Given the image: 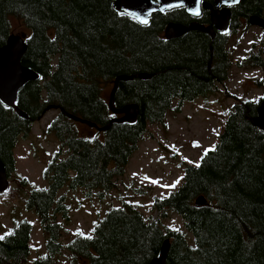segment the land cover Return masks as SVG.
Listing matches in <instances>:
<instances>
[{
    "label": "trees",
    "instance_id": "trees-1",
    "mask_svg": "<svg viewBox=\"0 0 264 264\" xmlns=\"http://www.w3.org/2000/svg\"><path fill=\"white\" fill-rule=\"evenodd\" d=\"M113 2L0 0V44L14 33L11 17L20 19L31 29L22 62L41 75L18 93L16 104L27 118L0 101V160L10 178L17 172L19 138L30 134L49 107L59 111L49 127L60 148L44 171L48 186L30 190L25 199L47 238L46 253L31 264H57L62 257L65 264H148L166 240L167 264H264V131L254 124L264 97H236L215 151L202 156L199 166L186 165L169 196L154 197L157 220L124 201L95 221L90 239L76 231L63 241L68 229L57 217L68 221L71 207L61 190L82 188L88 195H103L113 189L150 125L163 123L169 111L229 79L232 37L251 26V16L264 17V0H241L232 7L229 29L216 37L202 32L193 40L167 39L166 25L184 22L185 7L156 13L145 25L118 13ZM238 65L264 68V51L252 50ZM141 73L152 76L140 78ZM120 75L134 77L119 83L115 107L139 105L135 124L112 122L120 115L111 110L105 86ZM69 114L107 129L85 124L89 133H81L84 123ZM200 196L206 205L196 204ZM170 214L182 217L183 229L162 222ZM10 233L0 240V264L27 263L31 222L16 220Z\"/></svg>",
    "mask_w": 264,
    "mask_h": 264
},
{
    "label": "rangeland",
    "instance_id": "rangeland-1",
    "mask_svg": "<svg viewBox=\"0 0 264 264\" xmlns=\"http://www.w3.org/2000/svg\"><path fill=\"white\" fill-rule=\"evenodd\" d=\"M10 21L15 34L25 38L31 34V29L20 19L11 17ZM229 47L232 53L229 79L219 83L213 92L187 101L180 109H172L163 123L150 125L149 134L139 143L125 175L118 178L113 189L103 195H99L98 191L88 195L82 188L70 190L65 187L61 190L71 207L68 221L63 215L57 217L68 229L64 242H68L76 231L92 234L95 221L124 201L141 210L146 218L157 220L159 213L152 208L154 197L169 196L180 185L185 166L199 165L205 150L213 145L216 147L236 97L258 101L264 97V83L258 84L256 81L264 80V68H243L238 65L252 50L264 51V29L249 26L246 30H239L232 37ZM112 88V83L105 86L107 99ZM177 105L175 102L173 108ZM58 113L57 109L49 110L34 123L27 137L19 138L15 148L17 172L10 178L9 190L0 194V236L10 233L16 220L26 218L32 224V254L25 264H31L33 259L46 253V235L37 215L27 208L25 199L30 190L48 186L44 171L53 153L60 148L57 135L49 127ZM87 129L85 124L80 126L81 133H89ZM24 179H27L26 183L22 182ZM177 180L179 183L175 188L164 187ZM162 222L173 228H184L182 217L177 214L162 217ZM65 263V257L57 262Z\"/></svg>",
    "mask_w": 264,
    "mask_h": 264
},
{
    "label": "water",
    "instance_id": "water-1",
    "mask_svg": "<svg viewBox=\"0 0 264 264\" xmlns=\"http://www.w3.org/2000/svg\"><path fill=\"white\" fill-rule=\"evenodd\" d=\"M241 0H214V4L203 0H114L113 8L120 14L127 15L138 22L135 18L139 14L150 21V17L156 13H164L174 8L185 7L188 14L198 16L201 14L202 7L211 9L212 23L219 31H225L231 23L232 11L231 6L238 5ZM171 6V7H170ZM163 9V11H161ZM199 14H196V10ZM151 13L150 15H148ZM141 23V22H140ZM142 24V23H141ZM208 26L201 23H192L185 25L182 23L170 22L165 28V36L168 39L183 36L191 30H200L212 36L215 35L214 25ZM250 24L259 26L264 29V17L253 15L250 17ZM27 51V42L25 37L18 34H10L4 45L0 44V101L6 105L14 107L18 114L24 118L28 115L21 110L17 104L18 93L20 89L29 82L39 80L41 75L29 66L23 64L22 60ZM140 78H150L152 74L141 73ZM134 75H120L114 79V85L110 93L109 104L111 110L116 114H123L113 121H127L135 124L140 115V107L137 104H129L123 108L115 107V95L122 81L133 79ZM51 108V107H50ZM67 114V113H64ZM74 120L85 123L99 131H104L107 127H100L97 123L78 118L69 114ZM254 124L264 131V100L261 101L258 116L254 120ZM10 188V179L6 165L0 160V194L5 193ZM208 200L204 196H200L196 200V204L206 205ZM170 250V241L166 240L161 248L159 256L154 258L148 264H167V258Z\"/></svg>",
    "mask_w": 264,
    "mask_h": 264
},
{
    "label": "flooded vegetation",
    "instance_id": "flooded-vegetation-1",
    "mask_svg": "<svg viewBox=\"0 0 264 264\" xmlns=\"http://www.w3.org/2000/svg\"><path fill=\"white\" fill-rule=\"evenodd\" d=\"M203 1L214 4V0H203ZM186 14L188 17L184 22H182L185 25H190L192 23H201V24L208 26L210 24H213L212 19H211V9L210 8L202 7L201 14L198 16L188 14L187 11H186ZM198 18H201V19L198 20ZM202 20H203V22H201ZM213 25L215 28V35L214 36H212L210 34L209 35L212 37H216V35L218 33H220L221 31L216 29L215 24H213ZM202 32L203 31H200V30H191V31L185 33L183 36L173 38V39H180V40L181 39H189V40H192L193 37H195V38L200 37L199 34H201ZM206 34H208V33H206Z\"/></svg>",
    "mask_w": 264,
    "mask_h": 264
},
{
    "label": "snow or ice",
    "instance_id": "snow-or-ice-1",
    "mask_svg": "<svg viewBox=\"0 0 264 264\" xmlns=\"http://www.w3.org/2000/svg\"><path fill=\"white\" fill-rule=\"evenodd\" d=\"M171 7V6H170ZM161 11H163V9H161ZM123 14V13H122ZM151 13H149L148 15H150ZM196 14L198 15L199 14V10L197 9L196 10ZM135 18L136 19H138L142 24H148L149 23V21H148V19L147 18H145V17H143V16H141V15H139V14H136V16H135ZM211 151H215V145H213V146H211V147H209L208 149H206L205 150V152H204V154H203V156H207L208 155V153L209 152H211ZM202 159H203V157H202ZM197 166H199L198 164H197ZM182 179V178H181ZM154 183H158V181H153ZM179 183V180H177L175 183H173L172 185H164V187H172V188H175L176 187V185ZM177 231H178V229H177ZM80 235H83V233L81 232V233H79ZM9 235H11V233H9ZM88 238L90 239L91 238V236L89 235L88 236ZM2 239H4V237L3 236H0V240H2Z\"/></svg>",
    "mask_w": 264,
    "mask_h": 264
}]
</instances>
